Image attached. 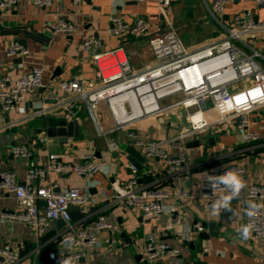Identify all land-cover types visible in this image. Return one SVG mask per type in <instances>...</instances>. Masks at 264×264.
Instances as JSON below:
<instances>
[{"label":"crops","instance_id":"crops-1","mask_svg":"<svg viewBox=\"0 0 264 264\" xmlns=\"http://www.w3.org/2000/svg\"><path fill=\"white\" fill-rule=\"evenodd\" d=\"M212 1L172 0L168 17L185 46L194 49L225 33L223 30L220 32L222 34L216 33L217 36L213 38L210 35L209 39H203L201 45L193 42L189 45V26L193 24L199 28L204 23L215 22L223 29L210 12ZM247 6L255 7L259 18L264 19L260 12L263 6ZM244 7L242 0H231L226 5V15L222 20L225 22ZM114 14L123 15L128 23L141 17L147 18L150 22L149 33L138 38L111 34V17ZM60 18L75 24V33L68 35L56 32L52 24ZM22 29L39 34L43 40L23 33ZM160 29H164L163 21L159 5L154 0L143 3L129 0L79 3L75 0H61L50 8L35 6L30 0H19L14 8L0 10V77L6 74L18 77L33 67H43L45 82V88L30 96L16 112L5 114L0 109V164L16 173L18 180L24 182L28 168L50 155H58L68 163H79L84 153L92 152L97 160L105 161L104 170L93 178L74 173H54L43 181L45 186L56 185L57 191L69 187H89L92 195L89 213L86 219L82 217L76 221L78 229L93 231L94 223L101 215H105L112 224L111 228L97 234V247L80 248L84 256L76 260V264H175L174 258L169 255L152 263L144 258L150 237L164 240L172 248H178L181 264H264V238H258L251 231L250 238L245 241L237 231L246 225L244 216L250 203L264 205L262 198H246L251 184L264 183V106L251 113L249 130L221 124L211 126L185 141L177 140L162 145L170 155L184 150L187 163L183 171L171 174L167 171L165 160L155 157L149 159L151 168L144 165L139 170V183L142 187L162 189L169 193L165 201L166 212L160 220L154 221L132 208L114 203L112 183L115 180L124 183L131 176L132 156L129 147L143 153L149 142L158 143L178 137L187 125L185 112L177 110L168 116L144 119L116 131L112 137L120 142L121 151L110 153L106 140L97 136L85 99L79 94L71 95L59 86L62 81L77 78L85 80L88 89L98 83L90 54L81 46L88 35L97 36L107 49L123 45L127 52V48H132L137 55L133 59L129 58L131 65L135 69H143L154 62L149 40ZM15 41L24 43L30 53L23 57L7 56L6 50ZM254 45L264 51V40ZM57 98L72 99L80 109L77 121L81 124V135L79 138L69 137L65 143L50 136L47 129L61 120H75L71 116L53 110L45 116L30 117L38 106H55ZM99 112L103 124L109 127L112 121L108 108L102 104ZM248 131L260 133L261 138L257 141L249 140ZM131 133H135L136 139ZM40 137L48 140L41 142ZM196 141H200V145L193 146ZM28 143L34 144V157L24 160L12 155L13 145ZM232 164L245 168L246 173L241 177L246 186L238 198L231 201L230 210L222 209L219 215L214 216L211 214V205L224 193H219L214 199L204 198L199 176L205 169H220ZM44 205L45 202H41L42 208ZM20 208L13 194L5 192L1 196L0 216L14 213ZM196 219L198 226L202 227L199 233L193 231ZM62 231L58 229L57 222L53 221L44 235L38 236L35 227L20 221L2 220L0 217V246L10 243L22 251L19 264H52L49 259H41V252L46 249L56 250ZM200 232L205 235L204 238ZM34 251L36 253L32 255ZM0 264H4L2 259Z\"/></svg>","mask_w":264,"mask_h":264},{"label":"built area","instance_id":"built-area-1","mask_svg":"<svg viewBox=\"0 0 264 264\" xmlns=\"http://www.w3.org/2000/svg\"><path fill=\"white\" fill-rule=\"evenodd\" d=\"M61 0H30L41 8H50ZM82 1L93 0H75ZM143 3L146 0H129ZM159 5L160 14L164 17L165 28L150 37V46L154 54L153 64L135 69L123 45L104 48L94 34L88 35L81 43L82 48L90 54L98 76V83L91 89L85 80L77 78L62 81L59 86L65 92L83 97L90 110L91 118L97 130V136L106 140L110 153H120L121 145L112 135L119 130L144 119L168 116L177 110L185 112L187 125L182 128L178 137L168 141L149 142L142 153L148 160L161 158L166 162L167 171L175 174L184 170L187 157L184 150L170 155L163 148L164 143L177 140L185 141L190 136L207 130L211 126L229 124L241 130H249L250 115L264 106V51L256 48L254 43L264 40V19L259 18L255 7L264 6V0H242L245 4L241 12L232 14L225 22L226 5L231 0H213L210 9L216 21L223 27L221 36L197 48H187L177 36L168 9L172 0H154ZM19 0H0V10H10ZM59 33L72 35L77 30L75 24L60 18L52 24ZM150 22L141 17L128 23L123 15L111 17V34L117 37H141L149 33ZM29 48L20 41H15L7 50L9 57L26 56ZM242 86V87H240ZM45 88L43 67H33L18 77L6 74L0 77V109L5 114L16 112L30 96ZM56 105L38 106L30 117L45 116L53 110H60L65 116L79 118V107L70 99L57 98ZM104 104L111 116V125L106 127L99 112ZM260 128L263 127L260 125ZM134 138L135 133H131ZM249 140L257 141L260 133L247 132ZM136 139V138H135ZM46 137H40L45 142ZM14 157L29 160L34 157V144H17L11 147ZM105 161L97 160L92 152L82 155L79 163L65 162L58 155H50L44 161L31 165L24 182L18 180L16 173L5 169L0 164V198L7 192L13 194L20 204V210L2 214V220L20 221L36 228L38 236H43L53 221L62 218L66 221L58 241V248L49 253L52 264H59L62 258H77L84 254L82 247H97V234L112 227L105 215L94 223L93 231L78 229L72 221L69 210L80 207L89 213L92 199L89 187H69L62 191L56 185L45 186L52 174L74 173L78 176L93 178L102 172ZM131 176L124 182L112 183L113 202L140 212L143 217L158 221L166 212L165 201L169 197L166 190L142 187L139 183V170L130 165ZM235 170L240 175L245 168L232 164L220 169H205L199 176L203 197L214 199L221 193L213 191L207 184V176L222 174ZM249 200L264 199V183H253L246 193ZM45 202L41 207V202ZM248 211V210H247ZM245 213V223L253 225L252 232L258 238H264V209L259 208L255 216ZM199 231L202 227L198 226ZM71 241L69 247L65 242ZM79 248V250H77ZM172 256L175 264H181L180 250L172 248L164 240L150 237L145 248L144 258L150 263ZM4 264H19L22 259L20 250L12 244L0 246V259ZM95 264H116L99 262Z\"/></svg>","mask_w":264,"mask_h":264},{"label":"clouds","instance_id":"clouds-1","mask_svg":"<svg viewBox=\"0 0 264 264\" xmlns=\"http://www.w3.org/2000/svg\"><path fill=\"white\" fill-rule=\"evenodd\" d=\"M207 184L215 191L220 189L224 194L219 196L215 202L211 205V214L219 215L222 209L230 210L231 201L238 198L240 192L245 188V182L241 175L235 170H227L222 174H209L207 176ZM264 207V205H257L250 203L248 206L247 215L251 218L255 216L257 209ZM253 225L248 223L241 226L237 231L241 234L243 240H248L251 236ZM69 247H71L72 242H65ZM77 258H62L59 264H76Z\"/></svg>","mask_w":264,"mask_h":264},{"label":"water","instance_id":"water-1","mask_svg":"<svg viewBox=\"0 0 264 264\" xmlns=\"http://www.w3.org/2000/svg\"><path fill=\"white\" fill-rule=\"evenodd\" d=\"M161 19L163 21V28H165L164 17L161 16ZM21 31L25 34H29L30 36H33L34 38H38V39L43 40V37H41L39 34H36L35 32H31L30 30H27V29H22ZM80 129H81V124L77 120H71V121L61 120L58 122L57 125L49 127L47 129V131H48L50 136L56 137V138H58V140L60 142L65 143L68 141L69 137L75 136V137L79 138L81 135ZM192 145L198 146V145H200V141H196ZM128 150L132 156V161H131L132 165H134L138 170H141L144 165H146L147 168H151V166L149 164V160L141 152H139V151H137L131 147H129ZM69 213H70L72 221H77L79 218L86 216V214L81 211L80 207H72L69 210ZM56 222H57L59 230H62L66 225V221L63 220L62 218L57 219ZM211 226L212 225H210V227ZM193 231L196 233H199L198 220L197 219L194 220ZM200 234H201V232H200ZM203 236L205 237V235H203V233H202L201 237L204 238ZM50 252H51L50 249H46V250L42 251L41 252L42 258L41 259L42 260L48 259ZM20 253L23 254L22 251H20ZM35 253H36V251H34L32 253V255ZM2 261H4L3 258H2Z\"/></svg>","mask_w":264,"mask_h":264},{"label":"rangeland","instance_id":"rangeland-1","mask_svg":"<svg viewBox=\"0 0 264 264\" xmlns=\"http://www.w3.org/2000/svg\"><path fill=\"white\" fill-rule=\"evenodd\" d=\"M260 10H261L260 11L261 15L264 16V8H262V9L260 8ZM201 26H199V28L194 24L189 26V45H190V42L191 43L192 42L197 43V44L201 45L200 43L204 41L203 39H209L210 35L213 38V37L217 36L216 33H220L224 30L219 25H217V23H215V22H212V23L209 22L208 24L204 23ZM174 30H175L177 36L180 37L177 30L175 28H174ZM213 32L215 35H213ZM220 34H222V33H220ZM186 47L190 48V46L189 47L186 46ZM127 53L129 55V58L131 57L132 59L135 58L137 55V54H135V52L132 48H127ZM132 67L135 68L134 66H132ZM240 87H242V86H240Z\"/></svg>","mask_w":264,"mask_h":264}]
</instances>
